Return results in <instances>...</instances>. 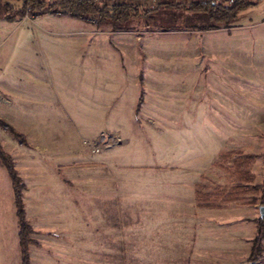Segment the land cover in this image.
<instances>
[{
    "label": "rangeland",
    "instance_id": "374dc122",
    "mask_svg": "<svg viewBox=\"0 0 264 264\" xmlns=\"http://www.w3.org/2000/svg\"><path fill=\"white\" fill-rule=\"evenodd\" d=\"M99 22L0 19V117L34 119L30 137L58 120L54 149L25 135L19 156L32 264H264V0L216 29ZM101 134L119 139L95 151ZM0 142L19 145L1 124ZM237 183L259 191L198 205ZM10 202L0 174V264H21Z\"/></svg>",
    "mask_w": 264,
    "mask_h": 264
},
{
    "label": "trees",
    "instance_id": "16d2710c",
    "mask_svg": "<svg viewBox=\"0 0 264 264\" xmlns=\"http://www.w3.org/2000/svg\"><path fill=\"white\" fill-rule=\"evenodd\" d=\"M259 0H190L175 2L160 0L158 3L145 6L120 3L117 5L101 4L96 0H0V19L13 20L28 15L37 17L45 13L70 15L83 20L90 19V14L99 13V23L105 22L116 30H129L144 24L147 29H216L223 25H231L238 13ZM0 124L20 141L27 144L25 134L18 130L5 118L0 117ZM231 153V152H230ZM259 154H247L249 162ZM264 156V153H263ZM0 159L12 180L17 216L19 220V245L21 251V264H32L30 246L37 244L32 238L33 227L27 219L24 190L25 182L15 166L11 154L0 142ZM242 162L241 157L235 159ZM249 179L253 175L245 171ZM264 196V182L262 184ZM259 186H250L249 183H237L228 191L204 193L198 191L199 206H220L227 202L239 199V193H257ZM264 222L258 225V235L252 240L250 260H256L263 251Z\"/></svg>",
    "mask_w": 264,
    "mask_h": 264
},
{
    "label": "crops",
    "instance_id": "0c3cea01",
    "mask_svg": "<svg viewBox=\"0 0 264 264\" xmlns=\"http://www.w3.org/2000/svg\"><path fill=\"white\" fill-rule=\"evenodd\" d=\"M102 55L103 56H106V54H102ZM122 83L123 82H121V84ZM119 85H120V83H119ZM2 93L5 96L3 98V101H5V102H7V103L10 104L11 103V99L8 97V93L7 92L6 93L5 92H2ZM2 93H1V90H0V94H2ZM19 112L20 113H23L22 111H18V112L17 111L16 112L14 111V113H16L17 115H18ZM8 117H9V115H8ZM3 118H5V117H3ZM15 118L13 120V119H11L9 117V119H10L11 122L7 118H5V119L7 121H9L10 123H12L18 130H20L21 132H23L27 136L28 141L30 139H34L36 141L37 140H43V141L50 140V146H46V145L41 146V145L37 144V147L38 148H41L42 147V149H44V150L45 149H48V150L49 149L50 150L54 149V146H56L55 144L60 139L59 132H58L59 128H58V120H57V117L55 118L54 122H53V120L51 121L52 126L50 128L49 127L48 128L42 127V129L40 130V132H41L40 135L38 134L37 129H35L36 130V133H35L36 135L32 136L33 138L30 137V136H28L29 135L28 133L30 132V128L28 127V125L30 123H33V120L34 119H31V120H28V121L26 120L25 121L23 118H20V117L17 118V116ZM35 122L36 123H38V122L41 123L40 122V119H36ZM8 138H10V137H8ZM10 140H13V139H10ZM3 145H4V148L11 154V156H12V158L14 160L15 166L18 169L20 175L22 176V178H23V180L25 182V186L26 187H25V190H24V197L23 198H24V203H25L26 216H27L28 221L30 222V220H29V212H28V209H27V203H26V200H25V198H26L25 197V191L27 190L28 183H27V181L25 179L23 168H22V166L19 163V156L20 157H24V156H28L29 155V153L26 152V151H24L25 149H23L24 148L23 146H25L27 144H25V143H23L22 141L19 140V145L17 147H15V149L8 148L7 144L4 143V142H3ZM29 145H30V142H29ZM0 164L4 165L2 163V161H1V159H0ZM5 169H6V167H5ZM5 169H3V167H1V165H0V174L2 176V186H3V188L7 192L8 200L11 201V199H12V201H13V202H10L9 203V207H8L9 208L10 217H11V222L13 223L14 211L16 212V215H17V209H16L14 192H13V187H12V180H11V177H10V175L8 173V170L6 169V171H5ZM10 191H12V192H10ZM3 218H4V214H3ZM17 218H18V216H17ZM18 224H19V220H18ZM30 224L32 225L33 230L35 232V227L33 226V224L31 222H30ZM5 226L6 225H4V228H6ZM0 228H1V226H0ZM9 230L12 231L13 228L11 227ZM3 233H8V230L3 231ZM18 238H19V230H18Z\"/></svg>",
    "mask_w": 264,
    "mask_h": 264
},
{
    "label": "built area",
    "instance_id": "2783aa9c",
    "mask_svg": "<svg viewBox=\"0 0 264 264\" xmlns=\"http://www.w3.org/2000/svg\"><path fill=\"white\" fill-rule=\"evenodd\" d=\"M96 1L101 3V4H107V5H117L120 3H126V4L145 6L148 4L150 5V4L158 3L160 0H96ZM99 17H100L99 13L90 14L91 21L97 22ZM114 138L116 139L118 137L107 135V134H101L100 139L95 144L93 150L99 151L100 150V144L109 145L112 143V140H114ZM114 142H116V141H114Z\"/></svg>",
    "mask_w": 264,
    "mask_h": 264
},
{
    "label": "water",
    "instance_id": "95a60500",
    "mask_svg": "<svg viewBox=\"0 0 264 264\" xmlns=\"http://www.w3.org/2000/svg\"><path fill=\"white\" fill-rule=\"evenodd\" d=\"M262 213L264 214V207H262ZM249 264H254V262H250Z\"/></svg>",
    "mask_w": 264,
    "mask_h": 264
}]
</instances>
